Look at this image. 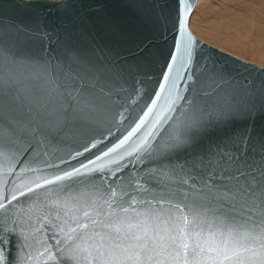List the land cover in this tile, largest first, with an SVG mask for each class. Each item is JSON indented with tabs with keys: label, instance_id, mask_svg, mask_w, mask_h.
I'll return each mask as SVG.
<instances>
[{
	"label": "snow or ice",
	"instance_id": "snow-or-ice-1",
	"mask_svg": "<svg viewBox=\"0 0 264 264\" xmlns=\"http://www.w3.org/2000/svg\"><path fill=\"white\" fill-rule=\"evenodd\" d=\"M177 3L151 93L125 87L147 36L0 32V264H264V80L201 57Z\"/></svg>",
	"mask_w": 264,
	"mask_h": 264
},
{
	"label": "water",
	"instance_id": "water-1",
	"mask_svg": "<svg viewBox=\"0 0 264 264\" xmlns=\"http://www.w3.org/2000/svg\"><path fill=\"white\" fill-rule=\"evenodd\" d=\"M196 1L191 0L192 9ZM137 3L140 6L138 10L130 6V0H0V32L12 31L16 25L26 26L35 40L36 51L41 46L47 50H58L69 30L78 37L81 32H90L115 39L110 29L117 26L129 34L141 38L147 36L152 55L147 60L128 59L132 73L125 87H130L135 81L136 87L151 93L176 36L174 23L178 3L177 0H137ZM145 21L149 28H145ZM195 38L200 42L198 53L201 57L217 65L226 64L241 77L257 82L264 80V67ZM85 156L91 158L88 153ZM79 159L84 160V157ZM52 162L59 163L58 160ZM71 164L78 166L75 161Z\"/></svg>",
	"mask_w": 264,
	"mask_h": 264
},
{
	"label": "rangeland",
	"instance_id": "rangeland-1",
	"mask_svg": "<svg viewBox=\"0 0 264 264\" xmlns=\"http://www.w3.org/2000/svg\"><path fill=\"white\" fill-rule=\"evenodd\" d=\"M216 1L218 0H206L205 2L203 0L195 4L193 8L195 11L192 9L189 24L191 33L195 37L197 36V38L201 41L210 44L218 49H222V51L224 50V52L232 54L242 60L253 62L259 66L264 67V15L260 14L261 10L258 8L256 12L253 11L249 14L247 12H244L245 15L242 19H244L245 23H239L238 25H236V23H232V19H227L228 14H222L223 17H219L221 16L220 14H218L220 4ZM206 2L208 5L206 4ZM215 9L216 13L214 12ZM222 18H225L227 20ZM258 28L260 29L258 30ZM235 33L236 35L234 36ZM229 37L231 40L236 42L235 46L238 45L243 50L239 51L240 49H238L237 47H232L230 46V44H227L226 40L229 39ZM220 38L222 39L220 40ZM238 42H240V45L238 44ZM241 43H243V46L241 45Z\"/></svg>",
	"mask_w": 264,
	"mask_h": 264
},
{
	"label": "bare ground",
	"instance_id": "bare-ground-1",
	"mask_svg": "<svg viewBox=\"0 0 264 264\" xmlns=\"http://www.w3.org/2000/svg\"><path fill=\"white\" fill-rule=\"evenodd\" d=\"M201 2V1H203V0H197L196 1V3H198V2ZM206 0H204V2H205ZM208 2V1H207ZM207 2H206V4H207ZM216 2H218L220 5H219V11H218V14H220L221 16H219V17H223L222 16V14H224V15H227L228 14V17H227V19L228 18H230V19H232L233 20V24H235L236 23V25H238L239 23L240 24H243V23H245V21H244V19H242V18H244L243 16L245 15V13L244 12H247L248 14L249 13H251V12H253V11H257V9L259 8L261 11H260V14L262 15H264V0H218V1H216ZM199 5V4H198ZM197 5V6H198ZM208 5V4H207ZM210 5H212V4H210ZM208 7V6H207ZM209 8V7H208ZM213 9V8H212ZM194 10V9H193ZM195 11V10H194ZM215 13H216V9H215V11H214ZM191 14H192V11H191V13H190V15H189V17H191ZM258 15V14H257ZM193 16V15H192ZM252 16V15H251ZM256 17V16H255ZM222 19H225V18H222ZM227 19H225V20H227ZM246 19V18H245ZM224 20V21H225ZM258 26V25H257ZM261 26V25H260ZM190 28V27H189ZM192 29V28H191ZM260 28H258V30H259ZM206 31V30H205ZM262 31V30H261ZM202 32H204V31H202ZM205 34H206V32H205ZM210 35H212V34H210ZM236 35V33L234 34V36ZM233 36V37H234ZM238 36V35H237ZM240 36V35H239ZM197 37V36H196ZM210 37V36H209ZM218 37V36H217ZM232 37V38H233ZM243 37V36H242ZM212 38V37H211ZM216 38V37H215ZM228 38V37H227ZM241 38V37H240ZM222 38H220V40H221ZM240 40V39H239ZM223 41H224V39H223ZM236 41V40H235ZM238 41V40H237ZM262 41H263V39H262ZM241 42V41H240ZM240 42H238V44L240 43ZM226 43L227 44H230V46H232V47H237L238 49H240L239 51H241V50H243L240 46H235V43L236 42H234L233 40H231L230 39V37H229V39H227L226 40ZM225 43V44H226ZM246 43V42H245ZM244 43V44H245ZM210 45V44H209ZM240 45V44H239ZM241 45L243 46V43H241ZM247 45V44H246ZM220 50H222V49H220ZM224 51V50H223ZM246 61V60H245ZM263 62V61H262ZM251 63H253V62H251ZM258 63V62H257Z\"/></svg>",
	"mask_w": 264,
	"mask_h": 264
}]
</instances>
